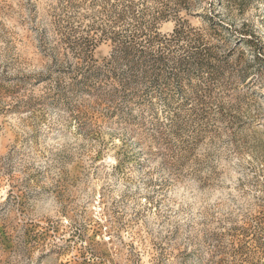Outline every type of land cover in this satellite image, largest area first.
I'll list each match as a JSON object with an SVG mask.
<instances>
[{
	"label": "rangeland",
	"instance_id": "rangeland-1",
	"mask_svg": "<svg viewBox=\"0 0 264 264\" xmlns=\"http://www.w3.org/2000/svg\"><path fill=\"white\" fill-rule=\"evenodd\" d=\"M0 264H264V0H0Z\"/></svg>",
	"mask_w": 264,
	"mask_h": 264
}]
</instances>
